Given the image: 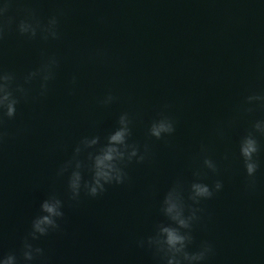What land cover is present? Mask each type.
I'll use <instances>...</instances> for the list:
<instances>
[{
  "label": "water",
  "instance_id": "obj_1",
  "mask_svg": "<svg viewBox=\"0 0 264 264\" xmlns=\"http://www.w3.org/2000/svg\"><path fill=\"white\" fill-rule=\"evenodd\" d=\"M0 9V73L28 90L0 124V254L24 264L22 240L41 201L55 195L64 215L57 230L32 242L42 254L31 264H164L137 245L170 223L160 210L163 195L177 182L187 195L192 182L219 179L212 198L188 201L201 209L191 229L181 230L192 237L188 250L207 241L212 252L203 264H264V136L252 128L264 118V103L245 102L264 94L260 0H0ZM27 10L41 24L55 15L58 38L20 34ZM45 66L51 78L41 96L43 72L24 81ZM109 92L113 101L101 103ZM125 112L128 142L140 151L147 145L145 160L125 167V183L106 185L97 197L82 189L70 200L76 160L82 183L90 180L87 153L106 142ZM161 115L175 131L156 139L148 128ZM248 132L261 146L254 178L239 154ZM93 136L96 145L80 144ZM205 157L216 162L215 174Z\"/></svg>",
  "mask_w": 264,
  "mask_h": 264
},
{
  "label": "clouds",
  "instance_id": "obj_2",
  "mask_svg": "<svg viewBox=\"0 0 264 264\" xmlns=\"http://www.w3.org/2000/svg\"><path fill=\"white\" fill-rule=\"evenodd\" d=\"M264 4V0H260ZM2 12V9H0ZM57 17L55 15L48 18L46 24H41L33 19L30 10L26 11L25 18L20 20L17 29L20 34H27L29 38L35 37L37 31L41 33L42 39L47 40L58 38ZM53 59L51 63H55ZM43 72L41 83L39 85V95L43 96L47 91L46 82L51 78L48 66L43 69H37L36 72H30L25 78L24 83L28 84L32 77ZM14 78L8 73H0V124L5 118L11 119L16 114V106L19 98L25 97L28 90L21 84H13ZM71 83H75V77ZM18 94V95H17ZM114 97L109 92L101 101L103 104H109ZM247 104L252 102L264 103V94L253 93L245 98ZM245 112L251 111V108H245ZM118 127L112 130L106 137V142L95 149L94 152L87 153L86 167L90 173V180L84 179L80 172L81 161L76 160L75 166L67 179V190L70 200H77L80 197L82 189L90 197H97L105 192L106 185H121L127 180L125 167L133 162L139 164L145 160L148 150L147 145L140 151L135 143L128 142L131 135L130 119L128 114L122 113L118 118ZM252 128L259 136H264V118L256 119ZM175 131L174 121L167 115H161L154 119L148 128L150 136L160 139L162 135H170ZM98 138L93 136L91 139L85 137L80 141L84 148H91L96 145ZM261 146L257 135L248 132L239 142V154L242 157L243 168L248 178H254L259 168L258 153ZM81 148L77 146L75 153H80ZM74 158V157H73ZM227 158V157H225ZM204 166L212 173L217 172V164L207 157L203 160ZM72 165V160H68L57 171L60 175L68 170ZM222 189V181L216 179L211 185L203 180H197L189 185L187 195L184 187L177 182L164 195L160 210L170 223L158 225L154 235H150L146 240L137 242V245L143 247L147 245L153 250V254L164 264H203L209 254L212 252V246L207 241L201 242L197 250L189 251L187 245L191 243L192 237L187 231L182 229H191L192 223L199 219V207H193L192 204L199 205L202 200H207ZM62 202L55 195L49 196L40 203L41 214L33 219L31 230L22 240L21 255L24 264L31 262L42 254L39 246L32 243L39 237L46 236L49 232L59 228L57 219L64 213L61 211ZM0 264H19L18 258L13 253L0 254Z\"/></svg>",
  "mask_w": 264,
  "mask_h": 264
}]
</instances>
